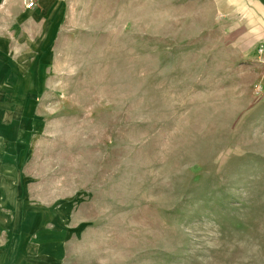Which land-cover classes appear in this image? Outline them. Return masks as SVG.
Wrapping results in <instances>:
<instances>
[{
  "label": "rangeland",
  "instance_id": "rangeland-1",
  "mask_svg": "<svg viewBox=\"0 0 264 264\" xmlns=\"http://www.w3.org/2000/svg\"><path fill=\"white\" fill-rule=\"evenodd\" d=\"M223 1L0 0V264H264L260 34Z\"/></svg>",
  "mask_w": 264,
  "mask_h": 264
},
{
  "label": "crops",
  "instance_id": "crops-1",
  "mask_svg": "<svg viewBox=\"0 0 264 264\" xmlns=\"http://www.w3.org/2000/svg\"><path fill=\"white\" fill-rule=\"evenodd\" d=\"M241 3L248 11L249 14V24L253 33L260 34L255 39L256 41H260L257 44L258 49L256 50L255 59L264 61V0H226L220 3L221 7L229 8V7H237V5ZM26 8V7H25ZM30 11L31 9H26ZM24 19L25 16H22ZM262 73L258 78L260 79L255 84L253 88V92L255 95H259L260 97H264V69L260 70Z\"/></svg>",
  "mask_w": 264,
  "mask_h": 264
},
{
  "label": "built area",
  "instance_id": "built-area-1",
  "mask_svg": "<svg viewBox=\"0 0 264 264\" xmlns=\"http://www.w3.org/2000/svg\"><path fill=\"white\" fill-rule=\"evenodd\" d=\"M33 6H34V3H33V1H28V2H26V9H32L33 8Z\"/></svg>",
  "mask_w": 264,
  "mask_h": 264
}]
</instances>
